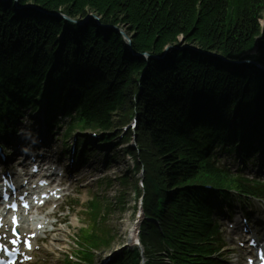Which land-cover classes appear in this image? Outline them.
Returning a JSON list of instances; mask_svg holds the SVG:
<instances>
[{"label":"trees","instance_id":"16d2710c","mask_svg":"<svg viewBox=\"0 0 264 264\" xmlns=\"http://www.w3.org/2000/svg\"><path fill=\"white\" fill-rule=\"evenodd\" d=\"M28 3L49 13L62 9L72 16L94 13L107 27L125 26L139 54L161 56L166 48L181 46L180 40L202 50L203 54L173 50L164 60L146 65L143 59L125 56L117 33L103 35L92 26L83 32L79 49L85 56L81 72L89 77L82 88L85 127L108 132L117 123L115 118L126 120L139 112L140 143L159 167V178L174 191V200L185 185L211 180L199 172L208 168L198 145L202 132L187 130L186 120L201 108L211 115L233 103L248 107L252 114L257 104L264 109V79L257 70L250 76L247 71L234 74L204 54L235 61L258 50L264 64V0H20L19 5ZM18 15L13 4L5 8L0 1V35L5 36L0 68L16 60L24 69L35 56L25 47L12 46L16 35L22 44L25 37L40 39L43 49L58 39L60 20L35 10ZM41 56L43 60V52ZM45 67L46 62H39L36 72ZM213 181L227 183L218 173Z\"/></svg>","mask_w":264,"mask_h":264},{"label":"rangeland","instance_id":"374dc122","mask_svg":"<svg viewBox=\"0 0 264 264\" xmlns=\"http://www.w3.org/2000/svg\"><path fill=\"white\" fill-rule=\"evenodd\" d=\"M115 121L118 122L116 119ZM120 132L114 131L112 134L119 136ZM119 148L112 152L113 158L108 165H104L103 161L96 156L97 154L94 155L92 147L89 149L94 155L91 159H94L96 163L89 162L88 168L96 169V172L89 177L90 180L86 178L92 183L87 195L93 196L99 207V214L93 217L90 231L88 230L96 264L108 258H112L110 261L112 262L114 258L123 256L131 238L130 230L137 224L135 218L137 210L134 203L135 188L132 185L133 181H126L123 178L124 172L119 170L124 162V154ZM66 209H73V207L69 205ZM75 218L72 217L69 220L73 223V228L63 233L59 237V242L53 245L56 251L72 252L74 249L72 239L82 226L81 222L87 221V218L80 214Z\"/></svg>","mask_w":264,"mask_h":264},{"label":"bare ground","instance_id":"6f19581e","mask_svg":"<svg viewBox=\"0 0 264 264\" xmlns=\"http://www.w3.org/2000/svg\"><path fill=\"white\" fill-rule=\"evenodd\" d=\"M125 56H130V58H132L131 55H125ZM159 55H154V54H141V56L138 59H143V61L146 63V65H149L150 61H157Z\"/></svg>","mask_w":264,"mask_h":264},{"label":"snow or ice","instance_id":"6c2138e0","mask_svg":"<svg viewBox=\"0 0 264 264\" xmlns=\"http://www.w3.org/2000/svg\"><path fill=\"white\" fill-rule=\"evenodd\" d=\"M29 247H31V246L29 245Z\"/></svg>","mask_w":264,"mask_h":264}]
</instances>
